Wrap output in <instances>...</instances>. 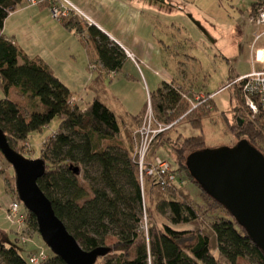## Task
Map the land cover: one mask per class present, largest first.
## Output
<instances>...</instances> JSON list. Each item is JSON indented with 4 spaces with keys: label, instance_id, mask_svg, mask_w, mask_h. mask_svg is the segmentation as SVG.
I'll return each instance as SVG.
<instances>
[{
    "label": "trees",
    "instance_id": "trees-1",
    "mask_svg": "<svg viewBox=\"0 0 264 264\" xmlns=\"http://www.w3.org/2000/svg\"><path fill=\"white\" fill-rule=\"evenodd\" d=\"M25 2L0 0V30L9 14ZM262 8L264 0H252L250 18ZM62 22L82 36L91 60L99 61L105 72L121 71L127 54L106 33L78 13L72 12ZM100 82L99 77L95 81L99 91L102 89ZM0 87L5 93L0 99V127L15 150L22 153L32 133L42 131L56 117L62 119L59 128L43 142L40 157L46 161V171L38 182L56 214L85 249L111 248L96 264H239L240 258H248L250 264H264V251L247 229L201 186L187 166L190 154L207 147L203 135L179 136L177 141L171 140L178 155V166L172 168L177 179L162 186L155 176L141 174L135 157L140 139L138 130L144 122L149 100L140 113L121 119L98 96L84 108L73 104L71 89L53 70L42 59L30 57L5 34H0ZM237 89L243 96L242 89L239 86ZM13 91L19 92L24 100L13 97ZM192 91L186 85L164 81L150 92L155 118L170 125L167 130L184 119L193 127L201 128L203 119L211 114L202 112L206 107L203 104L208 106L212 102L217 109L215 97L209 98L211 93H207L206 99L195 108L189 109L195 93ZM247 108L254 119L236 118L237 122H231L226 115V121L236 137L245 136L264 154V113L260 110L255 115L249 106ZM163 134L159 133L154 140ZM260 141L263 147L257 144ZM152 147L146 165L152 164ZM0 153L3 155L1 150ZM182 174L199 186L203 193L201 198L207 205L224 212L218 213L209 227L201 226L200 211L193 199L182 196L178 179ZM154 190L161 194L156 203L160 217L145 224L146 191ZM16 198L20 199L18 195ZM28 213L30 230L39 233L34 214L29 210ZM111 236L114 240L108 243ZM213 237L216 239L214 248ZM34 246L28 248V257H25L18 247L7 245L0 232V264H30L31 255L38 250ZM214 249L217 252H213ZM48 252L49 257L40 264H67L52 250Z\"/></svg>",
    "mask_w": 264,
    "mask_h": 264
},
{
    "label": "rangeland",
    "instance_id": "rangeland-1",
    "mask_svg": "<svg viewBox=\"0 0 264 264\" xmlns=\"http://www.w3.org/2000/svg\"><path fill=\"white\" fill-rule=\"evenodd\" d=\"M160 4L164 13L171 16V18L168 17V20L174 23V29L170 31V38L174 43H171L170 50L165 49V66L176 79H181L183 83L185 82L188 87L195 91L194 96H191L193 102H189L188 108H192V103L197 104L204 101L202 98L197 100L200 94L203 93L206 97L207 93L213 94L219 91L214 99L217 109H215L212 102L208 106L203 104L206 107L202 108V112L206 114L211 112V114L203 119L201 128L193 127L186 119L180 120L172 129L162 132L164 134L156 141L154 140L151 152L152 159L158 155L169 161L171 167L176 169L178 155L171 144V140H176L179 136L203 135L207 147L231 146L241 139H247L245 136L242 138L236 137L235 132L230 131L226 121V115L231 122H237L236 118H243L248 121L254 119L244 101V95L240 94L236 84L228 88H221L238 74L252 71L251 61L255 52L252 51L251 47L256 26L250 20L252 0H166L160 2ZM29 33L31 34L30 31ZM23 34L26 35V30L23 31ZM32 40L35 41V38L33 37ZM70 45H73L72 49L67 48L66 55H63L66 57L64 62H62L64 58L61 57L62 53L61 56L56 55L61 57V63L57 70L62 79L75 91L74 96L81 98L80 92L87 89L83 82L80 83L81 78L84 77V69L87 64V52L82 42L75 41L74 44L70 43ZM35 47L34 42L32 52L38 54ZM44 56H47L54 64V55L47 54ZM93 64L95 65V62ZM141 68L148 78L147 70L143 64H141ZM135 69L136 67L132 62L125 64L123 70L119 72V78L115 79V81H119V86L115 87L119 88V101L117 103L108 101L110 106L116 110L120 119L124 118L128 112L138 111L139 107L143 109L149 100L145 76H141L145 89L143 93L138 88L136 80L129 78L131 74L135 75ZM154 77L156 79L155 83L160 85L163 82L159 76L154 75ZM148 82H150L149 78ZM106 85L107 87L110 85V79H107ZM150 87L152 88V82H150ZM111 91L115 92L116 90L112 89ZM194 91H192V94ZM0 95H4L1 89ZM84 95H88V97H84L85 102L92 98L90 92L88 94L84 93ZM61 120L60 117H56L42 131L32 133L30 139L27 140L30 145H26L22 153L28 158H40L44 140L59 128ZM235 126H238V123H235ZM263 143L260 141L257 144L263 147ZM179 176L182 196H185L186 199H193L200 211L201 226L203 228L209 227L218 213L222 215L224 212L207 205L201 198L203 193L199 186L184 174ZM15 179L13 166L0 153V232L5 243L9 246L15 245L18 247L25 257H28V248L33 249L34 245L37 247L44 246L47 250H51L40 233L35 231H32L30 236L36 243L32 241L22 243L19 241L15 226L6 218V209L18 195ZM81 182L85 183L82 180ZM146 192L147 202L145 205L147 213L145 214V224H148L150 219L156 220L157 217H160L156 212V203L161 194L159 195L157 190ZM166 196L171 195L166 193ZM161 219L164 220L165 218L161 217ZM113 240L114 237L111 236L108 243ZM215 245L216 239L213 237L212 247L214 248ZM213 252H217V250L214 249ZM239 264H250V260L240 258Z\"/></svg>",
    "mask_w": 264,
    "mask_h": 264
},
{
    "label": "crops",
    "instance_id": "crops-1",
    "mask_svg": "<svg viewBox=\"0 0 264 264\" xmlns=\"http://www.w3.org/2000/svg\"><path fill=\"white\" fill-rule=\"evenodd\" d=\"M67 1L70 5L76 7L80 15L87 18L90 23L96 25L125 50L127 54L125 64L127 62H132L136 67L135 75L131 74L129 78L136 80V84L142 93L145 90L142 83V75L145 76L147 81L148 94L152 91L151 89L155 91L162 84L159 85L155 83L156 79L154 75L159 76L163 82H174L179 85L187 86L181 79H176L165 66V49H171V43L173 41L170 38V31L174 29V23L168 20V17L171 18V16H167V14L164 13L162 5L160 4V2L166 0ZM24 30H26L27 36L23 34ZM0 34L12 37L30 57L42 59L69 88L70 86L62 79L57 67L60 66L61 57H64L62 59V62H64L66 57L63 55H66V49H72L73 45H70V43L74 44L75 41L82 42L87 52V64L84 69V77L81 78L80 83L83 82V85H85L87 89L80 92V98L74 96L75 91L70 88L73 93L72 99L77 100L76 102L83 108L87 103L84 97H88V95L86 96L84 93L88 94L89 92L92 93V98H89L88 102L96 96L100 97L109 106V102L117 103L119 101V88H115L119 86V81H115V79L119 78L120 71L116 73H107L97 60L94 65L93 60L90 58L89 51L83 42L82 36L76 33L75 30L68 29L62 21L53 17L51 7L48 3L31 5L26 2L23 3L9 14L3 30H0ZM33 37L35 41L32 40ZM33 41L35 42L36 53L38 54H33L34 52H32V47L34 48ZM127 52L132 54L135 60L129 57ZM47 54L54 55V61L56 63L54 62L53 64L47 56H44ZM141 64H143L147 70L148 78L150 82H152V88L150 87V82H148L146 74L141 68ZM91 66H94V71H92L93 68ZM123 68L121 70H123ZM179 73L178 71V74ZM99 77L101 79L99 85L102 87L100 91L96 86L97 84H95V81L98 80ZM107 79H110L109 88L106 85ZM157 85L159 86L157 87ZM0 89L4 94L0 95V97L3 98L5 93L1 87ZM112 89L116 91L112 92ZM11 95L20 100H24V97L17 91H13ZM138 111L128 112L125 117L128 118L130 114L136 115L140 113L142 108L139 107ZM122 130L124 132V128Z\"/></svg>",
    "mask_w": 264,
    "mask_h": 264
},
{
    "label": "water",
    "instance_id": "water-1",
    "mask_svg": "<svg viewBox=\"0 0 264 264\" xmlns=\"http://www.w3.org/2000/svg\"><path fill=\"white\" fill-rule=\"evenodd\" d=\"M0 150L15 170L18 197L36 218L47 246L67 264H96L109 246L85 249L56 214L39 185L45 174L43 158H28L11 147L0 127ZM187 166L194 178L243 225L264 251V154L248 139L236 144L206 147L190 154Z\"/></svg>",
    "mask_w": 264,
    "mask_h": 264
},
{
    "label": "built area",
    "instance_id": "built-area-1",
    "mask_svg": "<svg viewBox=\"0 0 264 264\" xmlns=\"http://www.w3.org/2000/svg\"><path fill=\"white\" fill-rule=\"evenodd\" d=\"M26 3L30 5L49 3L53 17L60 21H62L63 18L70 16L72 12L80 13L77 11L76 7L70 5L67 0H26ZM250 20L256 26L254 41L251 47L252 51L255 52L254 58H252L251 61L253 69L248 73L238 75L233 82H229L221 89L228 88L234 83L238 84L243 91L247 105L251 108L253 113L257 114L260 110L264 113V8L251 17ZM127 53L129 57H132L135 60L132 54L129 52ZM91 67L94 68V66ZM218 92L211 93L209 98H214ZM199 98H202V100L206 99L203 93L197 97V100ZM76 101L77 100L75 99L71 100L73 104H76ZM198 104L199 103H192L191 109L195 108ZM169 127L170 125H164L155 118L151 100L149 98V107L144 122L142 127L138 130L140 139L136 144L135 157L138 159L141 174L143 175L145 172L148 175L155 176L156 181L162 186H166L177 179V175L172 172L170 162L158 155L153 159L151 165H146L145 161L154 138L159 133L166 131ZM26 145L30 144L26 143ZM5 212L6 218L16 228L15 232L18 240L22 243L33 241V238L30 236L32 231L28 224L29 213L24 207L23 202L15 197ZM48 257V250L44 246H39L37 252L31 255L30 263L40 264L47 260Z\"/></svg>",
    "mask_w": 264,
    "mask_h": 264
}]
</instances>
